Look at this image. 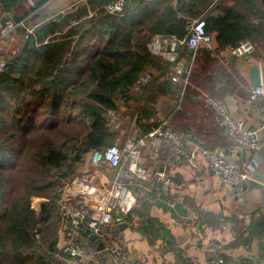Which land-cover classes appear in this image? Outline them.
<instances>
[{
    "label": "trees",
    "instance_id": "1",
    "mask_svg": "<svg viewBox=\"0 0 264 264\" xmlns=\"http://www.w3.org/2000/svg\"><path fill=\"white\" fill-rule=\"evenodd\" d=\"M47 1L0 0V15L22 21L19 32L24 37L17 51L3 56L0 70V264H66L56 256L60 190L90 150L113 143L115 134L105 114L118 110V99L126 108L138 109L137 125L146 133L161 121L159 98H180L168 117L172 129L201 139L188 108L197 105V89L222 99L226 89L217 82L229 81V76L217 57L199 48L180 94L167 75L171 64L149 51L154 35L182 38L187 19L195 17H203L205 32L215 34L218 53L264 35V0H128L122 15L105 12L107 0H85L35 33L26 32L27 17ZM148 66L159 74H149L142 92L131 95ZM143 197L138 196L139 204ZM32 198L47 199L48 215L36 216ZM154 204L168 210L163 203ZM177 209L183 215L181 206ZM202 214L207 217L198 220ZM197 215V227L219 221V214ZM258 233L264 234V217L253 230Z\"/></svg>",
    "mask_w": 264,
    "mask_h": 264
},
{
    "label": "built area",
    "instance_id": "2",
    "mask_svg": "<svg viewBox=\"0 0 264 264\" xmlns=\"http://www.w3.org/2000/svg\"><path fill=\"white\" fill-rule=\"evenodd\" d=\"M127 1L107 0L103 8L108 14L122 15ZM217 1L212 0L213 3ZM19 26H23L22 21L14 22L9 15H0V42ZM34 27H25L26 32H33ZM178 45L193 52L204 47L213 57L220 56L215 50L213 36L204 30L203 17L188 18L186 34L182 38L167 34L154 35L149 43V51L173 64L178 58ZM227 49H230L233 57H247L254 53L256 47L250 39H244ZM4 65L5 60L0 55V70ZM188 73L189 70L181 74L167 73L171 81L180 87V94L188 84ZM149 81V74L143 73L133 86L139 91ZM202 95L204 101L218 114L219 122L229 138L236 141L245 152L255 153L260 149L263 126L247 127L242 120L232 116L220 100L207 93ZM249 99H264V78H260L258 86L249 89ZM176 100L180 102V98ZM107 114L117 134L116 139L104 149L90 150L81 161L83 170L67 178L60 190L57 202L60 215L57 249L60 253L56 256L66 264H88V261H92V264H148L129 254L121 234L122 225L136 224L137 221L133 209L138 196L132 185L152 195V203L161 202L169 211L183 218L189 231L191 228L196 229V215L188 213L184 216L177 210L180 198L172 190L180 185L164 169L161 158L163 148L171 147L175 155L196 174L201 175L210 170L223 183L232 186L240 185L253 169H239L222 150L203 146L201 139L193 132L173 130L168 118L142 133L137 125V111L121 114L109 110ZM199 155L203 157L204 163L200 161ZM164 196H169L165 203ZM90 235L95 236L96 241L90 240ZM100 242L103 247L99 250L97 245ZM204 251L207 264H224L221 242L209 238ZM65 252L69 257L63 256Z\"/></svg>",
    "mask_w": 264,
    "mask_h": 264
},
{
    "label": "crops",
    "instance_id": "3",
    "mask_svg": "<svg viewBox=\"0 0 264 264\" xmlns=\"http://www.w3.org/2000/svg\"><path fill=\"white\" fill-rule=\"evenodd\" d=\"M262 31L264 32V28ZM212 36L216 48L215 34ZM254 44L256 49L249 56V60H246V57L233 56L226 60L220 51L217 63L225 69L229 81L217 82L218 87L226 89L223 98L217 99L232 116L242 120L247 127L263 126L261 147L257 152L243 151L236 141L225 134L218 114L204 101L202 94H209L208 92L197 89L199 92L193 97L197 105L188 109L195 116V122L200 127L199 132L204 146L222 150L239 169L255 168L264 173V99L256 101L249 99L251 87L248 80V70L252 63L257 65L260 77L264 78V35ZM198 49L191 54V50L180 47L178 58L169 66V71L181 74L189 70L190 73L195 64L194 57ZM145 73L157 75L159 70L148 66ZM137 92V88L132 86L130 94L138 96ZM166 98L176 100L171 96ZM162 106L161 112L164 113L168 110L165 108L167 104ZM168 119L170 121V118ZM172 151L171 147L163 148L161 158L166 172L180 185L172 192L180 198L179 206L182 208L183 215L194 213L195 223H197V213L204 211L219 214V221L209 226L201 224L189 231L183 218H173L169 210L166 212L152 203V195L146 193L147 195L145 194L136 208V224L125 223L121 226V234L129 254L148 264H185V262L207 264L204 245L209 238H213L222 243L224 264H264V234H253V230L264 217V207L249 213L244 211L250 202L258 201L261 193L253 191L255 193L247 202L240 203L238 197L241 196V189L236 190V186L223 183L221 178L210 170L201 175L196 174ZM198 157L204 163L203 157L201 155ZM206 217L207 215L202 214L198 220ZM257 231L259 232L258 229Z\"/></svg>",
    "mask_w": 264,
    "mask_h": 264
},
{
    "label": "rangeland",
    "instance_id": "4",
    "mask_svg": "<svg viewBox=\"0 0 264 264\" xmlns=\"http://www.w3.org/2000/svg\"><path fill=\"white\" fill-rule=\"evenodd\" d=\"M77 1H79V0H48L39 9H37V12L35 14L29 15L27 17L28 19L25 23V27L30 29L31 27L42 23L43 21L47 20L48 18L52 17L53 15H55L59 12H62L64 14L65 11L67 10V8L74 5L75 2L77 3ZM28 4L33 5V1H28ZM21 27L16 28V30H14L12 33H10L4 39V41L0 42V54L2 53L3 56H7V55H9V53L15 52L18 50V48L21 46L22 41L24 39L23 35H21V33L19 32V29ZM141 92H142V90H141V88H139V91L137 93H141ZM117 105L119 106L118 110H116L117 113L124 114V113H128V112H135V111L138 112V109L133 110V109L126 108V106L124 105V101H122L121 99L117 100ZM110 125H111V123H110ZM111 128H112V126H111ZM111 130L115 134L114 135V140H115L117 137V134L113 130V128ZM82 170H83V164L80 162L77 166L75 174L79 173ZM64 185H65V182L63 183L62 188L64 187ZM132 188L134 189L137 196H141V197L145 196L146 193L144 191H141L139 186L132 185ZM168 197L169 196L163 197L164 203H165V201H167ZM139 201H140V199L137 200L136 206H137V204H139ZM46 203H47V199H45V198H32L31 208L35 212L36 216L41 218V217H45L46 215H48L49 209H48V206ZM155 203H159V202H155ZM35 206H37V208ZM164 211L168 212L167 209ZM177 216L179 217V215H177ZM57 235H58V232H57Z\"/></svg>",
    "mask_w": 264,
    "mask_h": 264
},
{
    "label": "water",
    "instance_id": "5",
    "mask_svg": "<svg viewBox=\"0 0 264 264\" xmlns=\"http://www.w3.org/2000/svg\"><path fill=\"white\" fill-rule=\"evenodd\" d=\"M63 15L62 12H59L55 15H53L52 17L48 18L47 20L43 21L42 23L36 25L33 29V33H35L40 26L44 23L47 22L49 20L52 19H59L61 16ZM180 48V46L178 45L176 47V49L178 50ZM193 53V51H191V54ZM222 56L227 60L229 57H232V53L230 51V49H225L222 51ZM249 56L246 57V60H249ZM184 75V74H183ZM260 70L258 69L257 65H255L254 63H252L249 67L248 70V80H249V85L250 87H255L258 86L260 84ZM166 105L167 107H165L166 110L164 113L161 112V109H163L162 105ZM179 105V101L178 100H171L169 98L166 97H160L158 100V104H157V111H158V117L160 118V120L166 119L169 117V115L171 114V112H173ZM105 118L106 120L109 121V115L105 114ZM236 190L239 188L241 189V196L238 197V201L240 203H245L247 202V200L250 199L251 195L254 194L255 192L253 191H257L259 193H261V197L259 196V198L257 199L258 201H253L249 203L248 207L244 208V211L246 213H249L250 211L256 209H259L260 207H264V173L261 171L256 170L255 168L252 169L250 176L246 177L242 183L238 186H236ZM115 215H118V212H115ZM85 232V231H84ZM89 239L92 241H96L95 236L90 235ZM103 247V243H98L97 248L100 250ZM88 264H92V261H88Z\"/></svg>",
    "mask_w": 264,
    "mask_h": 264
},
{
    "label": "bare ground",
    "instance_id": "6",
    "mask_svg": "<svg viewBox=\"0 0 264 264\" xmlns=\"http://www.w3.org/2000/svg\"><path fill=\"white\" fill-rule=\"evenodd\" d=\"M35 207L37 208V206H35ZM38 207H39V206H38ZM36 208H35V209H36ZM36 210H37V209H36Z\"/></svg>",
    "mask_w": 264,
    "mask_h": 264
}]
</instances>
